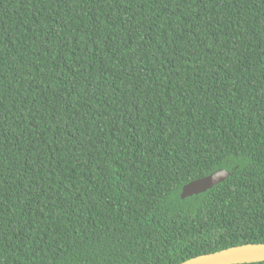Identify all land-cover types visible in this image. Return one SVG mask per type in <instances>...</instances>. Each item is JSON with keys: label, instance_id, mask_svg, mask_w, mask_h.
Instances as JSON below:
<instances>
[{"label": "trees", "instance_id": "16d2710c", "mask_svg": "<svg viewBox=\"0 0 264 264\" xmlns=\"http://www.w3.org/2000/svg\"><path fill=\"white\" fill-rule=\"evenodd\" d=\"M248 243H264V0H0V264Z\"/></svg>", "mask_w": 264, "mask_h": 264}, {"label": "water", "instance_id": "95a60500", "mask_svg": "<svg viewBox=\"0 0 264 264\" xmlns=\"http://www.w3.org/2000/svg\"><path fill=\"white\" fill-rule=\"evenodd\" d=\"M231 175L230 171L219 170L196 179L183 187L182 198L202 193ZM264 261V243H248L232 246L213 253L192 257L179 264H245Z\"/></svg>", "mask_w": 264, "mask_h": 264}]
</instances>
